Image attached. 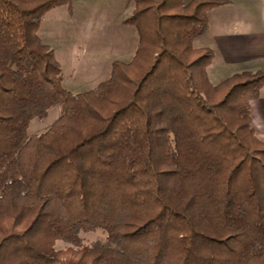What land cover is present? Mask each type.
Returning <instances> with one entry per match:
<instances>
[{"label":"trees","instance_id":"1","mask_svg":"<svg viewBox=\"0 0 264 264\" xmlns=\"http://www.w3.org/2000/svg\"><path fill=\"white\" fill-rule=\"evenodd\" d=\"M69 1L0 0V264H264V71L214 84L195 44L227 0H130L134 58L82 93L39 35Z\"/></svg>","mask_w":264,"mask_h":264},{"label":"rangeland","instance_id":"2","mask_svg":"<svg viewBox=\"0 0 264 264\" xmlns=\"http://www.w3.org/2000/svg\"><path fill=\"white\" fill-rule=\"evenodd\" d=\"M71 3L72 0L57 11L47 12L41 20L42 29H39L46 34L39 35L55 51L61 65L64 87L73 93H82L108 80L115 62H130L134 58L140 44V34L134 24L127 22L133 15V3L125 0H84L75 1L70 7ZM224 20L221 17L219 23L213 21L209 37L215 35L212 33L216 28L217 31H227L233 27H245L242 23L230 24ZM224 25L226 28L223 29ZM261 25V22L255 23L251 29L255 30ZM195 44L202 46L203 39ZM218 58L216 54L208 66L212 83L219 84L234 73L241 72L238 64L224 66ZM258 99L256 106L264 101V87ZM60 111L61 107L56 106L50 110L48 117L35 119L31 123L30 133L47 131Z\"/></svg>","mask_w":264,"mask_h":264},{"label":"crops","instance_id":"3","mask_svg":"<svg viewBox=\"0 0 264 264\" xmlns=\"http://www.w3.org/2000/svg\"><path fill=\"white\" fill-rule=\"evenodd\" d=\"M75 1L84 0H72L70 7ZM125 1L131 3L130 0ZM62 5L54 7L49 13L57 11ZM221 17L225 18V23H242L245 27L243 29L233 27L227 31H217L216 28L212 33L215 35L209 37L208 35L213 29V21L219 23ZM258 22H261V27H257L255 30L251 29L254 27L253 24ZM209 24V33L203 38L202 46L211 48L214 58L217 54L221 64L224 66L238 64L241 72L245 70L264 71V0H227V3L209 12ZM248 24L251 25L247 27ZM222 28L224 29L226 26L224 25ZM40 30V34H46L41 33ZM258 100L252 102L253 124L264 136V101H261V105L256 106L255 102ZM255 107L256 109H254Z\"/></svg>","mask_w":264,"mask_h":264}]
</instances>
